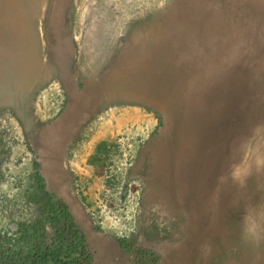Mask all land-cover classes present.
<instances>
[{
	"label": "rangeland",
	"instance_id": "obj_1",
	"mask_svg": "<svg viewBox=\"0 0 264 264\" xmlns=\"http://www.w3.org/2000/svg\"><path fill=\"white\" fill-rule=\"evenodd\" d=\"M35 171L90 264H264V0H0V235Z\"/></svg>",
	"mask_w": 264,
	"mask_h": 264
},
{
	"label": "trees",
	"instance_id": "obj_2",
	"mask_svg": "<svg viewBox=\"0 0 264 264\" xmlns=\"http://www.w3.org/2000/svg\"><path fill=\"white\" fill-rule=\"evenodd\" d=\"M33 181L37 191L32 200L39 216L14 223L0 235V264H90L85 236L73 222L68 206L46 190L36 171ZM121 248L127 250L128 246Z\"/></svg>",
	"mask_w": 264,
	"mask_h": 264
},
{
	"label": "bare ground",
	"instance_id": "obj_3",
	"mask_svg": "<svg viewBox=\"0 0 264 264\" xmlns=\"http://www.w3.org/2000/svg\"><path fill=\"white\" fill-rule=\"evenodd\" d=\"M93 22L91 23V25H90V28H89V30H88V39H90V40H92V36H91V34H93V32H92V30H93ZM81 32V31H80ZM90 42V41H89ZM97 42H95V43H92L93 45H95ZM99 47V46H98ZM93 48V47H92ZM93 49H95V48H93ZM99 49H101V48H99ZM218 245V244H217Z\"/></svg>",
	"mask_w": 264,
	"mask_h": 264
}]
</instances>
